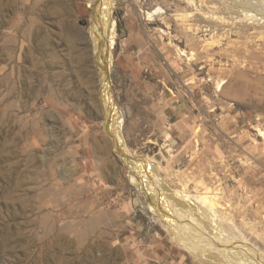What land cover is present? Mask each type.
Here are the masks:
<instances>
[{
  "label": "rangeland",
  "instance_id": "374dc122",
  "mask_svg": "<svg viewBox=\"0 0 264 264\" xmlns=\"http://www.w3.org/2000/svg\"><path fill=\"white\" fill-rule=\"evenodd\" d=\"M96 1L0 0V264H212L178 243L164 210L263 258L264 67L239 62L253 48L240 10L230 0H113L106 82L126 156L163 193L157 215L102 107Z\"/></svg>",
  "mask_w": 264,
  "mask_h": 264
},
{
  "label": "bare ground",
  "instance_id": "6f19581e",
  "mask_svg": "<svg viewBox=\"0 0 264 264\" xmlns=\"http://www.w3.org/2000/svg\"><path fill=\"white\" fill-rule=\"evenodd\" d=\"M231 1L234 3L233 5H235L236 8L240 10L239 22L242 24V27L245 28L247 32H250L247 33L246 37L243 38L245 39V41H249L253 44V48L248 52L247 57L245 55L246 53H237L241 58H243L245 55L244 59H246L244 61L240 60L239 62H241L242 65L248 64L250 69H253L254 71L258 70L260 67H264V2L258 0H256L255 2H252L253 0H230V2ZM96 2L97 3L94 10L93 22L91 24L89 32L93 40L95 53L97 54L96 60L100 65L99 74L102 80V107L109 117V127L111 130L110 134L120 144V147L117 146V149L119 150L121 157L125 160V164L131 171V183L133 185H136L146 197L150 196V210L159 215L163 212L162 210H164L163 207H161V202L159 203L161 195L159 193L162 192L157 190L155 191L147 183L148 181L146 178L148 177V174L143 168L144 162L139 159L131 158L130 155L126 156L125 153L127 152L123 149L120 138L122 119L117 108L114 106L112 99H110V93L108 89L110 85L108 77L106 82L105 72L107 73L110 68V50L113 47L115 41V27L112 14L113 0H97ZM250 8H255L256 10ZM180 54L185 56L188 61H195L194 54L185 55L184 52H180ZM212 81L214 83L216 92H221L223 90V86L225 85L224 80L216 78ZM257 134L260 138H262L264 147V131L261 129H257ZM200 200L205 205H207L210 210L214 209L213 204L207 202V197H201ZM170 207L174 212L179 211L181 213L188 214V216L191 215L190 204H185L182 201L173 200V202L170 203ZM164 212L162 214V217L166 221V227L173 234L178 243L198 260L206 262L209 261L212 264H264V257H257L256 254L253 253L252 250H250V248H246V246H244L245 243H243L242 241H226L220 238V235L218 234L217 236L212 235L209 230L210 226L206 228L199 226L200 228L196 230L193 229L191 231V227L188 226L189 224H183V220L173 219L172 215L170 216L168 214L169 210L168 212ZM190 220L192 221L194 219L188 218L189 223ZM237 251L249 254L252 253L255 256L254 260L252 259L253 262L249 261L247 258H243L240 263L239 259L230 255L233 254V252L236 253ZM229 256L231 257L229 258Z\"/></svg>",
  "mask_w": 264,
  "mask_h": 264
}]
</instances>
